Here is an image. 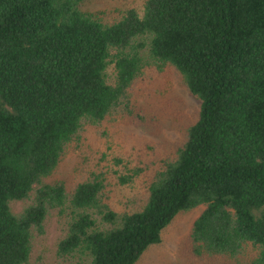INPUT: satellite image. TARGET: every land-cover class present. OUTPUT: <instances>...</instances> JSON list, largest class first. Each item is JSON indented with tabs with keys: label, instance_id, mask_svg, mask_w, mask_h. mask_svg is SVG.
<instances>
[{
	"label": "trees",
	"instance_id": "trees-1",
	"mask_svg": "<svg viewBox=\"0 0 264 264\" xmlns=\"http://www.w3.org/2000/svg\"><path fill=\"white\" fill-rule=\"evenodd\" d=\"M86 1L0 0V264L27 263L53 209L63 264H135L196 207L191 257L264 264V0H143L109 23ZM149 63L174 68L199 104L143 204L116 211L101 171L69 194L44 182L84 123L127 107Z\"/></svg>",
	"mask_w": 264,
	"mask_h": 264
},
{
	"label": "rangeland",
	"instance_id": "rangeland-1",
	"mask_svg": "<svg viewBox=\"0 0 264 264\" xmlns=\"http://www.w3.org/2000/svg\"><path fill=\"white\" fill-rule=\"evenodd\" d=\"M142 1L87 0L84 8L109 23L127 7L138 9ZM106 74H111L109 66ZM126 102V108L120 107L100 124L84 123L44 182H61L69 194L90 172L101 171L104 192L113 208L138 209L146 196L147 178L181 144L187 127L197 118L199 101L174 68L149 63L129 88ZM28 201L12 202L11 211L17 213ZM199 210L196 207L177 214L162 230L160 242L151 245L135 264H226L205 263L188 254L185 242ZM64 232V216L51 210L43 220L42 232H32L26 264L66 262L55 254L56 242Z\"/></svg>",
	"mask_w": 264,
	"mask_h": 264
}]
</instances>
